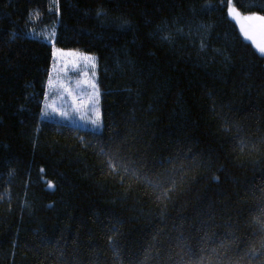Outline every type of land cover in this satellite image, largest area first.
Instances as JSON below:
<instances>
[{"label":"trees","instance_id":"obj_1","mask_svg":"<svg viewBox=\"0 0 264 264\" xmlns=\"http://www.w3.org/2000/svg\"><path fill=\"white\" fill-rule=\"evenodd\" d=\"M229 1L0 0V264H264V56ZM52 45L96 57L101 131L42 117Z\"/></svg>","mask_w":264,"mask_h":264},{"label":"rangeland","instance_id":"obj_2","mask_svg":"<svg viewBox=\"0 0 264 264\" xmlns=\"http://www.w3.org/2000/svg\"><path fill=\"white\" fill-rule=\"evenodd\" d=\"M228 15L242 38L264 56V19L242 15L230 0ZM53 61L43 101L42 117L59 119L75 128L99 132L103 127L96 57L52 45Z\"/></svg>","mask_w":264,"mask_h":264},{"label":"snow or ice","instance_id":"obj_3","mask_svg":"<svg viewBox=\"0 0 264 264\" xmlns=\"http://www.w3.org/2000/svg\"><path fill=\"white\" fill-rule=\"evenodd\" d=\"M262 52H264V50H262ZM49 187H51V184L49 185Z\"/></svg>","mask_w":264,"mask_h":264}]
</instances>
